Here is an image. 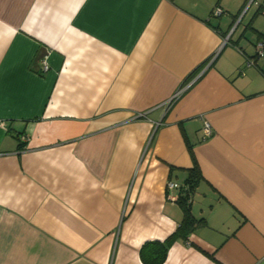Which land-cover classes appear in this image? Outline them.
I'll list each match as a JSON object with an SVG mask.
<instances>
[{
    "label": "crops",
    "instance_id": "obj_1",
    "mask_svg": "<svg viewBox=\"0 0 264 264\" xmlns=\"http://www.w3.org/2000/svg\"><path fill=\"white\" fill-rule=\"evenodd\" d=\"M258 17L264 0H0V264H144L194 165L199 221L162 264H264Z\"/></svg>",
    "mask_w": 264,
    "mask_h": 264
},
{
    "label": "trees",
    "instance_id": "obj_2",
    "mask_svg": "<svg viewBox=\"0 0 264 264\" xmlns=\"http://www.w3.org/2000/svg\"><path fill=\"white\" fill-rule=\"evenodd\" d=\"M254 57H262L254 54ZM203 65L198 66L189 76L188 80L195 76ZM190 152L192 153L191 149ZM200 177L199 169L196 165L191 168V173L188 179L184 182L188 187L185 193L180 197L178 203L183 209V217L176 227V229L164 239H157L144 242L140 248V259L144 264H162L166 259L170 245L177 239H185L188 234L198 223L190 210L191 202H189V195H193L194 187Z\"/></svg>",
    "mask_w": 264,
    "mask_h": 264
},
{
    "label": "built area",
    "instance_id": "obj_3",
    "mask_svg": "<svg viewBox=\"0 0 264 264\" xmlns=\"http://www.w3.org/2000/svg\"><path fill=\"white\" fill-rule=\"evenodd\" d=\"M224 10L222 8H220L219 6H215L212 10V14L213 15H219L221 13H223ZM226 42V39L224 40V43ZM254 51L255 54L257 56H264V41H256L255 45H254ZM245 64L247 66L254 64V60L252 58H247L245 60ZM186 86V85H185ZM185 86L180 87L176 93L174 94V96L172 97V100L175 99V97H177L185 88ZM168 101L167 104L169 105L171 103V101ZM204 136H209L212 133V129L211 126L208 122H204L203 127H202ZM26 137H21V140L24 141ZM187 185L184 183H179L176 182L174 180H168L166 182L165 185V189H166V199L168 201L171 202H177L179 201L180 197L185 193L186 189H187ZM192 197L193 195H189V202L192 201Z\"/></svg>",
    "mask_w": 264,
    "mask_h": 264
},
{
    "label": "rangeland",
    "instance_id": "obj_4",
    "mask_svg": "<svg viewBox=\"0 0 264 264\" xmlns=\"http://www.w3.org/2000/svg\"><path fill=\"white\" fill-rule=\"evenodd\" d=\"M254 24L255 25H264V17H258ZM258 39H259V41H264V37H261V38H258Z\"/></svg>",
    "mask_w": 264,
    "mask_h": 264
}]
</instances>
